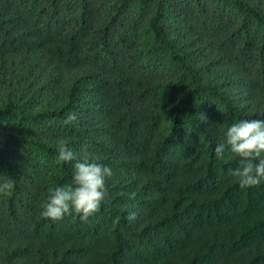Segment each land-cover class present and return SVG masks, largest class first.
I'll return each mask as SVG.
<instances>
[{
  "label": "trees",
  "instance_id": "obj_1",
  "mask_svg": "<svg viewBox=\"0 0 264 264\" xmlns=\"http://www.w3.org/2000/svg\"><path fill=\"white\" fill-rule=\"evenodd\" d=\"M245 119L264 0H0V264H264V180L229 174ZM85 148L113 170L100 211L42 217Z\"/></svg>",
  "mask_w": 264,
  "mask_h": 264
},
{
  "label": "clouds",
  "instance_id": "obj_2",
  "mask_svg": "<svg viewBox=\"0 0 264 264\" xmlns=\"http://www.w3.org/2000/svg\"><path fill=\"white\" fill-rule=\"evenodd\" d=\"M75 118V114H70L66 123ZM226 145L239 158V167L230 169L229 174L242 189L259 185L264 180V120L245 119L232 124L226 132ZM225 150V144L216 145L214 152L217 158L223 159ZM74 159L75 154L61 146L57 162L68 163ZM99 160V156L88 153L85 148L83 159L74 166L72 183L49 190L47 202L42 206V217L57 222L74 211L86 222L99 212L108 196L106 180L113 175L112 168L99 163ZM14 187L13 179L0 176V195H11Z\"/></svg>",
  "mask_w": 264,
  "mask_h": 264
}]
</instances>
